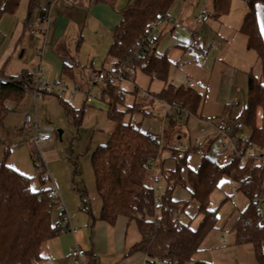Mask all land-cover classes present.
I'll use <instances>...</instances> for the list:
<instances>
[{"label": "trees", "instance_id": "trees-1", "mask_svg": "<svg viewBox=\"0 0 264 264\" xmlns=\"http://www.w3.org/2000/svg\"><path fill=\"white\" fill-rule=\"evenodd\" d=\"M20 1L0 0V17L4 14L13 15ZM88 1L114 8L117 0ZM173 1L130 0L119 10L121 20L113 30V40L105 58L112 64L110 69L104 71L114 70L122 64L133 71L138 67L147 76H155L163 82L164 86L155 94V98L167 103H177L196 117L202 97L193 89L170 85L169 61L165 55L156 53L160 34L145 54L139 57L134 54L146 29L153 21L167 16ZM230 2L231 0H214L212 17L225 15ZM27 3L25 21L39 6V0H28ZM245 3L247 10L240 32L246 37L247 47L257 54L261 75L256 77L251 74L248 77L247 101L235 118L237 123L234 130L238 126L250 129L248 138L254 154L264 153V125L256 124L257 109L264 111V41L255 11L256 4H264V0H246ZM4 67L5 63L0 66V122L8 111L7 102L18 103L33 91L34 94L53 93L36 86L32 71L22 70L17 75H11L4 72ZM59 100L66 117L70 121L79 122L82 110L76 111L68 102ZM99 100L106 105L107 117L115 121L116 125L107 142L97 145L90 159L96 193L101 202L97 219L111 226L118 217L135 222L140 239L130 248L128 255L142 252L145 255L144 264H211L195 256L200 251L205 235L215 226L216 210L208 208L209 196L217 188L218 180L226 175L236 184L235 191L242 192L249 200L248 205L239 211L232 226L234 243L252 244L256 264H264V229L254 203V199L260 196H263L264 202V188L261 187L264 167L256 165L253 157L241 163L230 156L228 161L220 163L203 154L198 167L191 170L186 168V156L188 152L195 151L198 145L174 147L171 149V159L175 162V170L161 174L166 185L162 189L157 208L146 166L161 149L163 140L159 141V136L141 131V120L139 126L131 121L123 123L122 117L126 111L132 113L141 109L134 103L124 111L118 110L117 105H123V97H119L114 84H103ZM174 118L175 115L168 116L167 122L174 123ZM30 154L37 169L40 161L38 153L31 151ZM184 168L187 169L185 178L181 176ZM177 185L189 186L188 202L172 200V191ZM48 199L47 188L31 190L29 178L4 163L0 164V264H32L40 258L41 245L60 234L62 211L48 208ZM189 203L197 207L195 215H203L196 228L190 226L191 217L187 222L178 219V213H182ZM52 212L58 213L57 222L52 221ZM155 222H158L157 226Z\"/></svg>", "mask_w": 264, "mask_h": 264}, {"label": "crops", "instance_id": "crops-1", "mask_svg": "<svg viewBox=\"0 0 264 264\" xmlns=\"http://www.w3.org/2000/svg\"><path fill=\"white\" fill-rule=\"evenodd\" d=\"M23 1H20L13 15L4 14L0 17V34L6 39L0 51V66L4 63L6 65L18 48L20 58L23 57L25 50H30L29 52L32 54L34 48L35 64L30 68H23V70L39 69L40 77L44 82L60 79L74 87L79 85L85 88L90 85L89 78L92 73L111 68L112 62L105 60L106 54L113 40V30L121 20L119 10L125 7L130 0H117L114 8L103 3L92 4L88 0H75L71 3L61 0H39V6L32 11L27 21L25 20L28 0H25L24 15L20 18L16 17V12ZM245 2L246 0H231L228 12L219 18H214L211 15L214 0H174L167 12V20L160 28L156 53L165 55L169 61L168 81L171 86L175 88L182 86L200 93L202 101L196 115L198 119L207 118L203 115V111L206 103L209 102L211 105L223 107L217 113L212 114V116L215 115L214 117L210 118L218 119L226 116L229 125L233 126L237 123L235 117L238 114L232 116V111L243 103L245 91L246 100L242 108L246 104L248 77L251 74L255 76L253 71L258 65L259 59L256 52L247 47L246 37L240 32L247 10ZM202 3L205 6L210 4L209 13L213 19L212 24L208 25V20L202 25L195 23L194 15ZM255 11L264 41V4L257 3ZM198 27L200 28L198 29ZM36 28L45 29V31L34 35L32 31ZM200 29L202 30L201 34L198 33ZM30 63L31 59L24 65H30ZM106 63L108 66L105 67ZM259 65L261 75L260 62ZM133 79L132 84L136 86L135 78ZM149 79L151 81L159 80L155 76L149 77ZM159 81L157 90L151 91L148 86L145 93L155 96L160 92L164 84L161 80ZM83 99V102L85 101L88 105L93 104L106 109V105L101 101ZM159 101L161 103V106L157 105L158 111H161L159 120H143L140 129L153 136H159L163 140L158 157V172L166 174L175 170V162L171 159V149L174 147H171L173 136L170 132V128L174 126L175 122L169 124L167 120L163 121L166 105L165 101ZM177 118L175 116L174 119ZM186 173V168L181 170L183 178L186 177ZM178 188L186 192L187 196L182 200L173 198L172 200L188 202L190 200L189 186H179ZM58 193L62 201L59 189ZM62 202L65 212L69 215V224L72 230L60 233L44 242L41 245L38 260L52 257V264H68V258L71 257L70 249L74 245H78L84 251L85 248L90 250L89 256H91L84 255L82 258L85 259L86 264H89L88 260H92L94 253L110 256L112 260L109 264H144L145 255L142 252L127 254L140 239L139 237L138 241L132 242V244L126 243L131 221L124 217H118L114 225L111 226L90 217L91 212L88 213L90 209L87 206V208L84 207L85 205L82 209L67 208L64 201ZM191 207L194 212L189 213L192 218L190 226L196 228L203 215H195L197 207L192 203ZM51 218L53 222H57L58 213L52 212ZM89 218L92 220L90 221ZM108 229L111 231L113 243L111 250L106 247ZM219 241L225 243L226 239L224 236H220ZM232 252L234 250L229 247L213 248L210 263L221 264L225 260L227 262L226 256L229 253L232 255ZM221 256L224 261L220 260V262ZM101 262L99 261V264ZM229 264L246 263H238L235 260L230 261Z\"/></svg>", "mask_w": 264, "mask_h": 264}, {"label": "rangeland", "instance_id": "rangeland-1", "mask_svg": "<svg viewBox=\"0 0 264 264\" xmlns=\"http://www.w3.org/2000/svg\"><path fill=\"white\" fill-rule=\"evenodd\" d=\"M209 6L210 4L208 3V6H206L208 11H210ZM25 7L26 2L24 0L16 12V17L20 18L24 15L26 11ZM212 23L213 19L210 16L207 24L209 25ZM199 28L200 27H198V29ZM201 31L200 29L198 33L201 34ZM4 39V36L0 34V51L5 44L6 39ZM29 51L30 50H25L23 57L20 58V51L18 48L7 61L4 72L17 75L22 72L23 68H30L33 66L35 64V49L33 48V55L30 54ZM30 59V65H24L29 62ZM257 64L256 69L253 71L255 76L260 75L259 62H257ZM106 66H108L107 63L105 64V67ZM133 78H135L136 86L127 81L121 82L119 85L115 84L116 92L118 90L117 88L124 90L122 96L123 105H117L118 110L124 111L127 107L133 106L134 103L141 109L132 113L126 111L122 117L123 123L131 121L139 126L140 120L143 121L148 119L158 121L161 116V111H158L157 105L161 106V103L155 96L149 94L145 96L144 93L148 86L151 91L157 90L160 81L155 79L151 81L138 67L133 71ZM67 86L64 94H34L33 91L31 94L24 96L18 103L7 102L8 111L2 122H0V164L4 163L29 178V185L33 191L50 187V180L48 178L44 179L42 178L43 175L40 177L36 173L37 170L32 162L30 154L31 151H37L31 143L32 130L22 129V119L25 114H29L33 120L37 117L36 121L39 131L45 128L61 131L60 138L59 135H57L56 139H52L41 145V156L46 162L50 178L57 185L61 198L63 199L62 201H64L66 207L82 209L83 205L86 204L91 212L90 217L94 218L96 221L99 216L101 202L96 193L90 159L96 146L107 142L108 137L115 129L116 123L107 117L106 109L103 107L93 104L88 105L85 101L83 102L84 96L81 92L89 89L90 85L88 88L76 85L75 87L78 88L79 92L75 93L73 96L71 95V91L74 89V86L72 84H67ZM102 86V84L97 83L92 85L91 89L93 92L101 91ZM33 95L34 99L32 97ZM59 98L65 102H69L76 111L82 110V116L79 122H77V120L70 121L66 117L64 107ZM92 100L100 102L97 98ZM245 100L246 91L243 95V103L235 107L232 111V116L240 114L239 110L244 105ZM221 108L223 107L214 106L207 102L203 111V115L207 117L206 119H198L192 116L187 119L178 117L174 126L170 128L171 136H173L171 147H190L198 145V148L196 150L194 149L195 151L187 153L186 168L195 170L203 154L220 163H224L230 159L231 146L228 138L217 133L216 129L213 127L216 123V119L210 118L214 117L215 115L212 116V114L217 113ZM205 121H209L211 125H206ZM256 124L257 126L264 125V111L261 108L256 111ZM235 125L236 123L233 126L230 124L233 130L232 139L242 138L250 134V129L248 127L238 126L236 130H234ZM201 128H203L204 131H202ZM178 136L179 138H177ZM196 139L199 140L198 143H196ZM222 144H224V147H222ZM223 148L225 149V153L223 155L218 154V151ZM159 153L160 150L154 157L157 158V160L159 159ZM149 173L148 171V181L151 185ZM165 185V178L159 174L158 186L164 189ZM179 186H176L172 191L171 196L173 199L182 200L187 196L185 195L186 192L178 188ZM235 186L236 184L228 176L224 175L218 180L217 188L211 192L208 208L216 210L215 226L205 235L200 245V251L195 258L210 262L213 248L229 247L234 250V252H232V255L229 253V255L226 256L227 262L226 260L224 261V258L221 256L219 261H224L221 264H229L230 261L235 260H237L238 263L256 264L255 250L252 244L234 243L235 237L232 226L239 211L244 209L249 202L242 192L235 191ZM261 187L264 188V177ZM260 197L262 198L263 196ZM193 212L190 203L182 213H178V219L181 222H187L190 219L189 213ZM91 220L92 219H90V221ZM220 236L225 237V243L219 241ZM139 237L140 235L136 228V224L134 221H131L126 243L129 244L130 242V244H132V242L138 241ZM112 244L111 231L108 229L106 247L111 250ZM262 250L264 252V244L262 245ZM85 251L87 252V254H85L86 257H90V250L85 248ZM102 254L103 253H100L98 255L94 253V257H92L91 261L88 260V263L93 264L95 262V264H99V261H102L101 264H109L112 260L110 256ZM51 261L52 257H47L46 260L33 261L32 264H52ZM74 263V258L72 256L69 257L68 264ZM82 263L86 264L85 259H82Z\"/></svg>", "mask_w": 264, "mask_h": 264}, {"label": "built area", "instance_id": "built-area-1", "mask_svg": "<svg viewBox=\"0 0 264 264\" xmlns=\"http://www.w3.org/2000/svg\"><path fill=\"white\" fill-rule=\"evenodd\" d=\"M61 1H64L66 3H71V2H74L75 0H61ZM209 17H210V13L207 10L205 4L204 3L200 4L194 15L195 23L197 25H202L208 20ZM166 20H167V17H160L149 25L144 35L140 39L137 47L135 48L134 54L136 57H139L140 55L145 54L149 50L153 40L157 38V36L160 34V28L163 26ZM44 31L45 29L36 28L32 31V33L34 35H37L38 33H42ZM32 72L34 75V83L36 84L37 87L45 91L57 93L59 95L65 93L68 86L64 81L58 79L53 82H44L42 81L40 77L39 69H33ZM124 81H127L129 83H133L134 81L133 70L125 64H122L121 66H119L118 68L114 70L96 71L92 73L91 77L89 78L90 88L81 93L84 96L85 100L87 101L94 99V98L99 99L101 95V91L93 92L91 89L92 85H95L97 83H100L103 85L105 82H109L114 85L115 84L119 85L121 82H124ZM117 89H118L117 93L119 97L122 98L124 94V90H122L121 88H117ZM77 92H79L78 88L74 87V89L71 91V95L73 96ZM144 94L145 96H147L146 93ZM32 97L34 99V95ZM165 105H166V110L163 116V121H166L168 119V116L170 115H175V116L177 115L179 117H183L184 119H187L192 116L187 109L181 107L177 103L165 102ZM205 124L211 125L209 121H205ZM213 127L216 129L218 134L228 138V141L231 146V156L232 157L237 158L241 163L246 162L250 157H253L254 163L256 165H261L262 167H264V153H254L253 154V147H252V144L249 142L248 136L232 139L233 130L230 127L228 118L226 116H222L216 119V123ZM22 129L32 130L31 143L36 148L38 156H39V160H40L38 163L39 166L36 169L37 170L36 173L40 176L43 175L42 178L44 179L48 178L51 182L50 187H47V197L49 198L47 207L52 210L62 211V216L60 217V233L71 231L72 228L69 224V215L64 210V205L59 197L57 185L50 178V174L47 169L46 162L41 156L42 154H41V149H40L42 144H45L52 139H56L58 135V131L51 130L50 128H45L39 131L37 127L36 118L33 120L29 114H25L22 119ZM201 130L204 131L203 128H201ZM159 141H162L161 137L159 138ZM195 141L196 143L199 142L198 139H196ZM224 153H225V149H223L222 151H219L220 155H223ZM146 167L148 171L150 172L149 177L151 180V187H152L154 198H155V205L156 207H158V205L160 204V197L162 195V189L158 186L159 174H158L157 158L150 159ZM254 203L256 205L257 212L260 214L261 224L264 227L263 199L261 197L255 198ZM152 217L153 219H155V216H152ZM155 225L157 226L158 222H155ZM70 255L75 260L74 264H83L82 258L85 255V251L81 249L78 245H74L70 249ZM171 264H176V263H171Z\"/></svg>", "mask_w": 264, "mask_h": 264}, {"label": "water", "instance_id": "water-1", "mask_svg": "<svg viewBox=\"0 0 264 264\" xmlns=\"http://www.w3.org/2000/svg\"><path fill=\"white\" fill-rule=\"evenodd\" d=\"M58 135H59V138H60V135H61V131H58Z\"/></svg>", "mask_w": 264, "mask_h": 264}]
</instances>
